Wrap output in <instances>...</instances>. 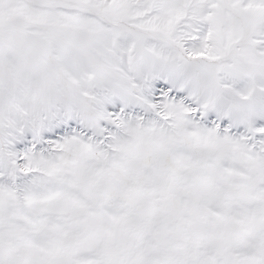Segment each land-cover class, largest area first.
<instances>
[{
	"label": "snow or ice",
	"instance_id": "1",
	"mask_svg": "<svg viewBox=\"0 0 264 264\" xmlns=\"http://www.w3.org/2000/svg\"><path fill=\"white\" fill-rule=\"evenodd\" d=\"M0 264H264V0H0Z\"/></svg>",
	"mask_w": 264,
	"mask_h": 264
}]
</instances>
